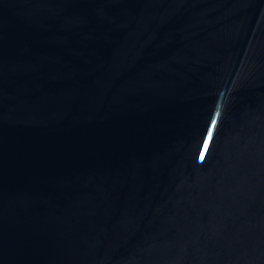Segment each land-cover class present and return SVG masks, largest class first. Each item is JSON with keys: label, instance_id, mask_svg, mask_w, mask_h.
Segmentation results:
<instances>
[{"label": "water", "instance_id": "water-1", "mask_svg": "<svg viewBox=\"0 0 264 264\" xmlns=\"http://www.w3.org/2000/svg\"><path fill=\"white\" fill-rule=\"evenodd\" d=\"M0 264H264V0H0Z\"/></svg>", "mask_w": 264, "mask_h": 264}]
</instances>
